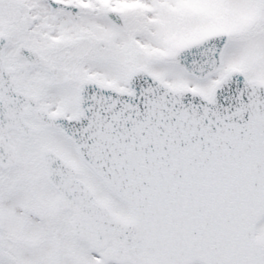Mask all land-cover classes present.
Listing matches in <instances>:
<instances>
[{
	"label": "snow or ice",
	"instance_id": "1",
	"mask_svg": "<svg viewBox=\"0 0 264 264\" xmlns=\"http://www.w3.org/2000/svg\"><path fill=\"white\" fill-rule=\"evenodd\" d=\"M0 264H264V0H0Z\"/></svg>",
	"mask_w": 264,
	"mask_h": 264
}]
</instances>
